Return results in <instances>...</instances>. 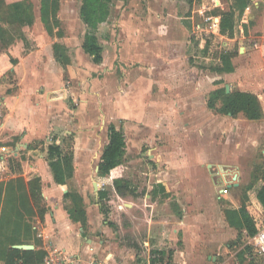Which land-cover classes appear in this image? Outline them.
Returning a JSON list of instances; mask_svg holds the SVG:
<instances>
[{
  "label": "rangeland",
  "instance_id": "374dc122",
  "mask_svg": "<svg viewBox=\"0 0 264 264\" xmlns=\"http://www.w3.org/2000/svg\"><path fill=\"white\" fill-rule=\"evenodd\" d=\"M12 1L14 0H0V25H8L10 14L7 4ZM40 1L32 0L37 21L25 26L28 27L25 32L29 38L25 40L28 48L26 49L22 40L4 48L5 44L0 39V54L10 48L15 50L17 43L25 49V54L35 51L40 43L41 54L33 58L35 64H40V75H46L50 69L47 55L52 42H65L71 65H67L61 73L59 90L66 88V92H62L59 103L60 107H68L64 116H68L70 121L61 129L51 130L42 140L23 141L21 136L26 131H20L15 136H9L6 130L0 131V217L4 214L6 196L9 195L2 186L3 182L19 176L28 178L23 162L33 160V155L39 158L40 154H47L48 138H57V141L64 139L71 146L75 173L77 171L72 182L75 183L74 187L82 191L89 204L96 203L98 186L112 188V176L129 180L132 187L139 190L134 198L139 201L140 206L134 209L130 205L133 198H118L111 190L110 196L103 200L101 220L102 223L108 220L111 229L104 232L102 227L101 230L89 228V234L94 233L97 238L107 240L110 248L119 253L125 251L129 258L136 250L140 264L148 260L153 264L151 250H157V258L162 257L163 262L159 261V264H211L207 256L203 260L200 253L196 254L200 244L209 243L214 244L211 252L219 257V262H239L238 253L245 245L250 244V236H246L245 241H238V231L223 220V206L226 201L240 204V188H232L227 197L218 199L211 185L212 179L206 163L197 177L176 173L178 166L180 171L187 164L185 154L193 156L200 150L211 152L213 158L208 160L211 168L215 167L214 162L220 157H234V152L224 143L231 131L229 121H225V114L206 108L209 92L229 84L227 79H220L221 74L211 69L221 64L222 51L238 50L239 54V45L242 43L254 45L252 37L244 36L250 32L248 25L241 23V19L236 22L233 36L220 29L219 21L225 12L223 10L229 8L232 0H219L218 5V0H194L192 4L189 0H113L108 21L100 24L98 30L104 46V59L100 64L94 63L92 57L81 47L88 30L80 17L82 0H61L58 13L60 27H55L53 34L48 32L40 20ZM60 28L64 31L63 36L57 34ZM141 75L149 78L143 85L146 94L141 97V103L150 96L147 88H150L149 92L155 103H165L166 98L172 94L179 98L178 109L173 105L166 116L164 112L161 116L160 113L156 116L157 122L160 119L163 121L160 131L159 127H150L151 121L145 116L151 115L150 110L139 109V106L130 107L126 101L131 80ZM253 76L257 77L254 73ZM26 78L24 86L17 74L7 72L0 82V88H4L0 98L4 94H22L29 108L39 102L41 106H47L50 94L48 84L40 81L31 86L34 77L29 74ZM195 88L198 92L190 94ZM220 102L219 100L218 105ZM162 107L165 108V105ZM5 109L6 106L0 104V118ZM156 109V113L160 112L159 108ZM47 119V113L31 109L26 112L22 108V102H19L12 125L17 127L22 121H30L36 124L37 130H43L47 126ZM242 122L246 124L244 116L240 114L235 124L241 125ZM110 123L123 127L127 151L121 167L109 177L102 178L97 174L96 166L108 142ZM192 126L190 133L185 132V127ZM232 141L238 144L239 136L232 138ZM26 144L31 145L32 149H27ZM238 152L236 151L237 155ZM178 156L183 158L180 165L177 164ZM240 156L243 164L247 162L244 172L248 175L252 162L264 156V144L256 148L246 146L245 154ZM164 174H167L171 182L179 184L184 190L188 188V191L174 194L165 200L164 205L148 207L152 209L156 221L146 220L144 223L143 217L139 218L145 204L144 194ZM244 180L247 178L244 177ZM205 186H209L208 196L203 191ZM189 193L194 200L214 199V206L185 208L187 211H198L196 213L199 217L191 218V221L199 224L200 235L202 234V241H198L200 244L186 246L181 237L174 235L170 226H175L184 211L176 206V197L188 202ZM82 194L78 193L77 198ZM41 204L45 205L43 201ZM161 215L163 219L160 220ZM36 216L30 218L31 224H38L39 215ZM161 226L163 230L160 229ZM19 228L18 234L24 239L23 243H31L39 237V228L33 227L30 231L21 226ZM165 228L169 230L163 235ZM189 237L195 239V242L198 239L192 232H189ZM130 247L133 249L130 250ZM161 248L167 252L165 256L160 254ZM0 264L4 262L1 260Z\"/></svg>",
  "mask_w": 264,
  "mask_h": 264
},
{
  "label": "crops",
  "instance_id": "0c3cea01",
  "mask_svg": "<svg viewBox=\"0 0 264 264\" xmlns=\"http://www.w3.org/2000/svg\"><path fill=\"white\" fill-rule=\"evenodd\" d=\"M217 3L219 4V0ZM233 3L234 0H232L229 8H226L223 11L225 12L230 11ZM37 17L38 16H36V12H35V21H37ZM242 18L245 21L244 25L245 26L248 25L249 32L251 34V35L246 34L244 36L252 37V40L254 41L253 42L254 45H247L246 43H242L241 45H239V54H237L232 59V63L234 67L232 70L230 71L215 70V71L218 72V74H221L220 79L225 78L229 81L228 83L230 85V91L227 92H233L237 90L253 92L259 96L264 110V0H250V4L244 10ZM251 24L253 27L250 26ZM25 26H30V25H25ZM25 26L23 27L24 32L28 30V27ZM98 30H97V35H98ZM25 35L29 40L26 33ZM18 40H22L25 44V47L27 46L26 41L23 38H16L15 41L10 45L14 44ZM83 41H82V45H83ZM55 42H61V41L56 40L52 42V47L49 49V55H47V62L48 65H50L49 66L50 69L48 70L46 75H40L39 73L40 64L39 62L35 64L33 58L35 56H40L41 54L42 50L40 48L41 45L40 43L37 44L35 51H30L25 54L23 53L25 49L22 46H20V43H17L18 45L16 46L15 50L10 48L9 50L4 51L0 54V82L5 78L6 73L10 71L12 73L17 74L19 79H21V81L23 80L24 86H25V80L27 79L26 78L27 75L31 74L34 77L31 86L38 84L40 81H44L48 84V88L50 89L49 91L50 94L48 97V105L47 106L42 105L43 107L39 102L37 105L34 104L29 108L27 100L25 96H22V94L16 96H12L10 94H4L0 98V104L3 105V107L4 105L6 106L5 109L6 111H4V113L2 114V118H0V131L3 130L8 131L9 136H15L18 135L20 131H26V134L21 136L23 141L28 142L34 139L42 140L45 139V137L51 132V130L61 129L65 127L67 123L70 121L68 116H64L67 112L66 108L68 107H66V105L64 107H60V103H59V99L62 97V92H66V88L61 91L59 90V87H61L60 86L61 73L66 68L67 65H63L59 60H57L54 52ZM165 42L168 43L167 40H165ZM62 43L64 44L65 42ZM82 45L81 47L83 49ZM3 47L5 48L7 46H3ZM27 48L28 47H26V49ZM67 51H69L68 47H67ZM83 51L85 52L84 49ZM103 59H104V46H103ZM237 61H239V64L237 63ZM94 63L100 64L102 62L97 63L94 61ZM28 64H30L29 67H27ZM68 65H71V58H70V63ZM253 73L256 74L257 77H254ZM253 77L255 79H253ZM147 79H149L147 75H141L139 78L136 77L132 79L133 81L131 80V83L128 86L130 92H128L127 94L126 101L130 105V107L139 106L138 107L139 109L146 108L147 110H150L149 112L150 113L152 112L151 115L145 114V116L148 117L147 120L151 121L150 127L153 129L159 127L158 131H160L162 130L163 127L161 125L163 121L160 119V122L158 121L159 122L158 124L156 120V118L158 117L156 116H158L159 113H160L159 116H161V113L163 112H164L163 114L166 116V112H169V110H171L170 107L173 105L178 109L180 106V104H178L179 98L177 99L175 97L176 95L174 96L172 94L171 97L166 98L165 103L164 102L155 103L156 101L154 100V97L151 96V93L149 92L150 88H147V93H149L150 96L147 99L144 98V101L141 103L140 102L141 97L146 94V91L144 89L145 87H143V85ZM29 87H25V88H29ZM3 89L0 88V94L3 93ZM214 90L209 92L206 101L207 104L206 108L210 110H216L210 108L208 105V100ZM197 92L198 90L195 88L190 94H196ZM56 93H58L59 95H57ZM19 102H22V108L26 112H28L31 109V110H37V111H42L43 113H47V117H48L46 121L47 126L43 130H37L35 128L37 126L34 122L22 121L21 125L17 127H13L12 119H13V115L17 110V105L19 104ZM163 105H165V108L162 107ZM156 108H159L160 112L156 113L157 110ZM217 112L221 113L219 111ZM221 114H225V113H221ZM240 114L244 116V119L246 120V124H243V122L241 123V125L235 124ZM240 114H238L237 116H232L231 114L224 115L225 121L226 120L229 121L230 124L229 126L231 128V131L228 133L224 143L227 146H229L232 152H234L235 158L232 155H231L232 159H230L229 157L225 158L224 156L220 157L217 159V161L214 162L215 167L212 166L213 168H211V165L208 162V160L213 158V154H211V152L209 151L200 150L197 151V153L193 154V156H189L188 154H185L184 158L187 164L182 166L180 171H179L180 166H178L176 169L177 175L185 176L186 174L188 175L190 174L191 177L194 178L202 173L203 164L206 163L205 165L209 167L208 173L210 174V178L212 179L211 185L215 189L218 199L227 197L231 193L232 188L239 187L241 190L242 187L241 185L243 184H244L243 186H245L250 182L257 183L259 181H264V156H261V158L258 159V161H255L254 163L252 162V165L248 170V175L244 172V168L247 166V162L244 163L245 164L244 165L240 160L241 158L240 155L245 154L246 146L256 148L259 145L264 144V116L260 119L254 120V119H248L243 113ZM115 125L117 126V124ZM249 127L251 128L249 129ZM118 128L123 129V127H118ZM192 128L193 126L185 127V132L190 133ZM66 131H68V129H66ZM235 136H239L240 138L238 144H235V142L233 143L232 141V138H234ZM56 139L57 138H54V140L52 138L47 139V154L45 153L40 154L39 158H36V156L33 155L34 157L33 160L23 162L25 175L29 174L28 178H25L26 180L31 178L33 175H39L41 177L42 196H43L44 204L47 208L44 214V218H41L39 216L38 224L32 222L33 227L39 228L38 230L39 237L33 239L34 241H32L31 244L34 245V248L42 247L46 249L47 254L56 252L65 255L69 259L74 260L76 264H140L136 257L138 253L136 250L134 252V255L129 258L125 251H121V253H119L117 251H114V249L110 248V244L108 243L107 240L103 238H97L98 236L94 233L91 234L88 233L89 228L91 230H96L100 228L101 230L102 227L103 229L102 231L104 232H107L108 229L109 230L111 229V224L108 222V220H105L103 223L101 222V220L103 219V209H102L104 205L103 200L105 201L110 196L111 190L115 193L116 197L118 198L120 197L121 199H124L128 196L129 198L130 197L133 198V200L130 202L131 209L140 206L139 201H137L134 198V196L138 195L137 193L139 190H136V187L133 188L132 183L128 180L133 191L129 190L126 191V193L121 194L116 190V187L113 184V179H112V188L103 187V186L99 188L98 186V189L96 191V194L98 195L97 196L98 199L95 204H89L88 201H86V197L82 194V191L80 189H77V187H74L75 183L73 182L75 179V175H77V171L75 173L73 156H72V165H73L72 176L69 177L65 183H59L55 180L53 170L49 163L48 148L54 142L64 141V139L63 140L61 139V141H57ZM26 147L27 149H32V146L29 144H26ZM234 148L235 150H233ZM126 151H127V147H126ZM236 151H239L238 152L239 155L236 154ZM154 154L159 155V153H154ZM188 159L191 161H188ZM182 161L183 158H181V156H178L177 164L180 165ZM97 166H99V163ZM97 166H96L97 174L100 175V177L106 178L111 175L110 174L107 176H103L99 172ZM113 177L114 176H112V178ZM244 177H246L247 180H244ZM224 187L228 188L229 191L227 193L223 192ZM95 189H96V185H95ZM184 189L185 188H181L179 184L171 182L170 179L167 178V174L160 176V178L155 180V182L152 185H150L149 190L145 192L144 194L145 204L142 208L143 213L139 218L143 217L144 223H146V220L153 222L156 221L152 209L148 207H151V205L155 206V204L164 205L166 203L165 200L173 197L174 194L176 195L178 193L180 194L187 193L188 188L187 190ZM79 190L81 192H78ZM203 191H205V193H207L206 195L208 196L209 186H205ZM78 193L82 194V196H79L77 198ZM187 195L189 196L188 202H185L180 197L179 198L176 197V201H177L176 206L183 209L184 213L181 212L179 221H176L177 223L175 224V226L174 227L170 226V228L174 233V235H178V237H181V239L184 240L185 245L189 246L192 243L200 244L198 241H202L201 240L202 234L200 235V230L198 228L199 224L196 223V221L194 220L191 221V218L199 217L198 213H196L198 211H187L185 208L214 206V199L208 198L203 200L200 199L194 200L191 193ZM82 197H84V199ZM75 199L78 202L79 207L84 208L86 211V216H87L86 227L83 225L81 220H76L70 215L69 208L75 207V203H74ZM232 202L236 205H240L234 201ZM240 203H241V198H240ZM99 209L101 212L99 211ZM223 214H224L223 220L226 221L230 227H232L226 219L224 209H223ZM164 217L166 218V216ZM159 218L160 220L163 219L162 215ZM134 222L136 221L134 220ZM160 229H162V226ZM168 230H169L168 228H165L162 234L166 235V233H168ZM189 232L194 233V235L198 238L196 239V242L195 239H190ZM213 245L214 244L212 243L205 245L200 244L199 245L200 248H197L198 250L196 254L200 253L203 260L207 256L208 261L211 264H229V262L226 261L219 262V257L213 254L214 252H211L212 249L211 247H213ZM129 249L132 250L133 248L130 247ZM156 253L157 250L155 251L151 250V255L153 256L152 259L153 264H159V261L163 262L162 257L157 258V256L155 255ZM160 254L165 256L167 252L161 248ZM43 263L44 260L40 264ZM144 264H151V261L148 260Z\"/></svg>",
  "mask_w": 264,
  "mask_h": 264
},
{
  "label": "trees",
  "instance_id": "16d2710c",
  "mask_svg": "<svg viewBox=\"0 0 264 264\" xmlns=\"http://www.w3.org/2000/svg\"><path fill=\"white\" fill-rule=\"evenodd\" d=\"M4 2L5 0H1ZM192 4L194 0H189ZM216 2V0H213ZM61 0H41L40 17L49 33L53 34L55 27H60L59 8ZM113 0H82L80 16L88 30L85 33L83 49L89 53L97 63L103 61V45L97 35L100 23L108 20ZM216 4H218L216 2ZM250 0H234L230 11L222 14L219 25L223 32L233 36L237 20L245 23L242 18L244 10L249 6ZM10 19L8 25H0V39L5 46H9L16 38L28 40L23 27L32 25L35 21V9L32 0H17L7 4ZM191 13H189L190 16ZM58 36H63L64 31L60 28ZM54 52L57 60L63 65L70 63L67 54V46L61 42L54 43ZM238 54V50H223L220 55L221 64L214 66L216 71L232 70V59ZM221 105H218V101ZM208 105L212 109L225 114L237 116L243 113L248 119H260L264 116V110L257 94L247 91L227 92L226 87L215 89ZM126 137L122 128L114 123L108 126V142L104 146L99 161V172L103 176L110 175L117 171L126 153ZM49 163L54 173L55 180L65 183L73 173L71 146L64 141L54 142L48 148ZM64 165L66 168H64ZM113 184L116 190L124 194L126 191H133L129 181L120 176H114ZM4 184V185H3ZM6 190V206L4 214L0 217V261L4 264H40L46 254V249L37 247L34 249H19L13 244L23 243L24 239L19 237V226L32 230L30 218L39 215L44 218L47 210L42 206L44 202L41 189V177L33 175L29 179L22 176L12 178L3 182ZM241 203L236 205L226 201L223 209L228 223L238 230L237 239L245 241L246 236H253L264 228V181L257 183L250 182L241 187ZM75 207L69 208L71 217L81 220L86 227L87 216L84 208L79 207L76 199ZM14 231H13V226ZM252 244H247L238 253L239 262L233 264H264V255L254 252Z\"/></svg>",
  "mask_w": 264,
  "mask_h": 264
},
{
  "label": "built area",
  "instance_id": "2783aa9c",
  "mask_svg": "<svg viewBox=\"0 0 264 264\" xmlns=\"http://www.w3.org/2000/svg\"><path fill=\"white\" fill-rule=\"evenodd\" d=\"M229 190L227 187L223 188V192L227 193ZM249 243L253 245L254 250L264 255V228L258 231L253 236H250ZM43 264H76L74 260L69 259L65 255L52 252L45 256Z\"/></svg>",
  "mask_w": 264,
  "mask_h": 264
},
{
  "label": "water",
  "instance_id": "95a60500",
  "mask_svg": "<svg viewBox=\"0 0 264 264\" xmlns=\"http://www.w3.org/2000/svg\"><path fill=\"white\" fill-rule=\"evenodd\" d=\"M226 89H227V91H230V85L229 84L226 85ZM97 167L99 169V166H97ZM13 247L19 248V249H32V248H34V245L31 243H16V244H13Z\"/></svg>",
  "mask_w": 264,
  "mask_h": 264
}]
</instances>
